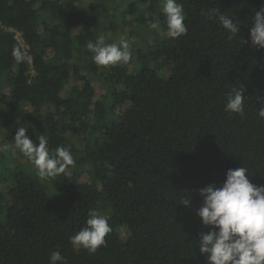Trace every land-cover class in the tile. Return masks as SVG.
I'll list each match as a JSON object with an SVG mask.
<instances>
[{
    "label": "trees",
    "instance_id": "obj_1",
    "mask_svg": "<svg viewBox=\"0 0 264 264\" xmlns=\"http://www.w3.org/2000/svg\"><path fill=\"white\" fill-rule=\"evenodd\" d=\"M178 3L188 31L171 38L161 0H0V264H50L57 249L66 264H208L199 190L243 166L264 185V48L250 37L264 0ZM212 9L240 32L202 14ZM109 31H128V63L94 62L87 44H112ZM14 47L29 59L17 62ZM97 76L110 96H97ZM233 87L243 116L225 110ZM22 126L71 151L70 176L37 175L13 146ZM189 191L191 208L179 203ZM92 211L112 229L94 253L69 240Z\"/></svg>",
    "mask_w": 264,
    "mask_h": 264
},
{
    "label": "clouds",
    "instance_id": "obj_2",
    "mask_svg": "<svg viewBox=\"0 0 264 264\" xmlns=\"http://www.w3.org/2000/svg\"><path fill=\"white\" fill-rule=\"evenodd\" d=\"M163 12L171 38L187 34L183 5L178 0H165ZM202 14L208 19L218 17L231 36L240 32L241 24L219 14L216 9ZM253 20L254 26L250 29L251 43L264 48V6L255 12ZM149 27L158 29L159 23L152 22ZM87 48L94 54L93 60L98 66L126 64L131 58L130 45L126 40H121L119 45L106 44L104 38L99 37L95 43L89 42ZM12 55L17 62L29 59L27 52L21 47H14ZM244 98V89L233 87L226 96L225 110L243 116ZM257 99L264 104V97ZM258 117L264 118V107L259 108ZM26 133L27 127H19L14 137L15 147L33 163L41 179L60 174L71 175L67 170L75 161L69 149L59 146L50 150L46 136L36 137V143ZM249 177L248 169L244 166L230 168L221 186L209 184L199 190L203 199L202 206L196 213L202 219V224L210 230L200 233L197 244L200 252L207 255L208 264H264V185L257 186ZM189 192L191 195L182 197L179 203L191 208L192 192ZM111 231L108 219L92 211L85 226L69 240L74 248L82 247L94 253L106 244V235ZM57 262L66 264L59 249L50 256V264Z\"/></svg>",
    "mask_w": 264,
    "mask_h": 264
},
{
    "label": "rangeland",
    "instance_id": "obj_3",
    "mask_svg": "<svg viewBox=\"0 0 264 264\" xmlns=\"http://www.w3.org/2000/svg\"><path fill=\"white\" fill-rule=\"evenodd\" d=\"M162 4L161 6L164 5L163 0H161ZM124 9H126V7L123 6ZM124 16V14H123ZM127 32V33H126ZM129 33L128 31H125V33L122 34H113L111 31L107 32L106 34H104L105 37H108L112 40L113 43H116L118 45L119 43V39L124 37V36H128ZM92 85L96 91L97 96L98 95H105V96H110V93L112 91L109 83H107V81L105 80V78L103 76H97V77H93L92 79ZM4 92L9 93L10 92V88L9 87H5L4 88ZM130 104L126 103L124 105V107L121 108V110H124L126 107H128ZM120 109L118 111H121ZM77 144L79 145V147H83L84 141L81 137H78L76 140ZM4 147H8L4 144H2ZM13 146L15 147V143L13 141ZM122 236H127L128 235V229L126 227H122L120 230Z\"/></svg>",
    "mask_w": 264,
    "mask_h": 264
},
{
    "label": "built area",
    "instance_id": "obj_4",
    "mask_svg": "<svg viewBox=\"0 0 264 264\" xmlns=\"http://www.w3.org/2000/svg\"><path fill=\"white\" fill-rule=\"evenodd\" d=\"M17 37H18V39H19L21 42H23V38H22V36H21V33H17Z\"/></svg>",
    "mask_w": 264,
    "mask_h": 264
}]
</instances>
